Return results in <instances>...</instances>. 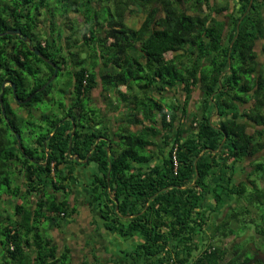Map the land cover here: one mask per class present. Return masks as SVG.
<instances>
[{"label":"trees","instance_id":"trees-1","mask_svg":"<svg viewBox=\"0 0 264 264\" xmlns=\"http://www.w3.org/2000/svg\"><path fill=\"white\" fill-rule=\"evenodd\" d=\"M8 29L30 38L58 71L69 67L68 106L50 95L51 82L37 90L53 67ZM259 46L264 54V0H0V187L29 204L16 203L18 218L0 230V264L71 263L70 249L58 253L42 221L68 211L74 155L95 164L93 192L98 183L111 202L102 213L107 228L142 238L133 250L142 264H264V162L241 165L264 148ZM97 84L112 92L108 105L123 109L115 140L99 127L106 113L88 103ZM192 99L198 108H187ZM50 101L59 114L42 108ZM185 117L187 131L175 124ZM159 134L168 139L157 161ZM14 174L24 187L10 186ZM58 189L62 198L49 200Z\"/></svg>","mask_w":264,"mask_h":264},{"label":"crops","instance_id":"crops-1","mask_svg":"<svg viewBox=\"0 0 264 264\" xmlns=\"http://www.w3.org/2000/svg\"><path fill=\"white\" fill-rule=\"evenodd\" d=\"M105 94L109 97H113V94L110 91L102 93L101 85L97 84L89 92L88 103L93 107L102 109L104 112H101L100 115L102 113H106V115L102 117L100 126H98L108 131L109 139L115 140L117 138L115 136V129L119 125L120 121H123L124 116H120L123 109L120 108V106L118 108H112L108 105V96ZM180 97H183V94L182 96L179 94V99ZM46 99H48V97H46ZM109 107L111 108L109 109ZM192 107L193 106H191L190 101L188 109H191ZM179 120L182 121V126L187 131L186 126L188 125V118H178V121L175 122V124H178ZM153 124H155V127H159L158 117ZM168 130L175 134L174 128H170ZM159 136L160 134L156 136L155 140L157 143L154 147H152L155 152L154 154L157 157L154 158V160L157 159V161L161 159L157 150L160 151L164 144L163 142L168 139L163 136L159 138ZM114 148H116V146H114ZM78 161V163L74 164L73 170L75 180L72 186L69 187L67 194V200L69 203L67 210L69 211L70 217L68 218L70 219L66 218L68 220L63 221V218L66 215L61 212L60 218H58L57 221L56 219L47 220V233H43L47 234L46 237L50 238L51 244L57 245L58 253L65 247L70 249L72 264H83L86 261L93 263V254L96 258H99V264H142V258H133V256L128 254L125 250L128 245L142 242V238L138 234L126 237L121 236L120 234L107 228L109 220L105 218L102 213L111 208V202L107 201L106 196L104 195L105 190L99 186L98 183L97 188L93 192L94 182H92V180L95 164H85V161L80 158ZM249 161L251 160H248V162ZM90 166H92L91 172H89V175H85L82 170H87ZM89 176L90 179H87ZM17 182L22 186L24 184L23 180H21V177L19 176L17 178ZM65 183L66 182L63 184L65 185ZM67 189L68 188L66 186V190ZM50 192L55 195L56 199L62 198L63 196V191L61 189L55 191L51 190ZM34 196L30 197L32 205L34 204ZM9 214L11 217V212Z\"/></svg>","mask_w":264,"mask_h":264},{"label":"rangeland","instance_id":"rangeland-1","mask_svg":"<svg viewBox=\"0 0 264 264\" xmlns=\"http://www.w3.org/2000/svg\"><path fill=\"white\" fill-rule=\"evenodd\" d=\"M143 16V14L142 13H139L138 15H130L129 17H128V19L130 20V21H134V22H137L138 20H140V18ZM79 19H80V17H79ZM258 48V51H259V54H260V62H262V63H264V57H263V55L264 54H262V50L260 49V46L259 47H257ZM38 65H40V67L42 68V70L43 71H45V73L47 72V73H49L50 72V70H49V67L45 64V63H43V62H41V61H37L36 62ZM69 68V67H68ZM68 68H63L62 70H60V71H58V73L56 74V76H54L50 81H51V85H52V88H51V91H50V95L52 96H54L53 98H55L56 99V101H60V100H62V101H64L65 99H64V97L62 96V93L60 92V85H63V86H67V84L70 82V80H71V75L68 73ZM53 73V72H52ZM52 73L50 74V76L49 77H51V75H52ZM39 74H35V76H38ZM43 75V74H42ZM48 77V78H49ZM47 78V79H48ZM181 96H182V94H181ZM165 97V102H168L169 104H171V103H173V102H175V100H174V97L172 96V95H169V96H164ZM182 98L183 97H180V101L182 100ZM54 101V100H53ZM53 101H50L49 102V104L47 103V102H45L46 104H45V106H42V108L43 109H46V111L49 113V112H51V113H53V112H55L56 114H59L60 113V110L58 109V107H57V104H55V103H53ZM13 105H15L16 103L15 102H11ZM191 106H194V107H196V108H198V106H199V101L197 100V99H192L191 100ZM188 108V107H187ZM30 127V129H35V127L34 126H29ZM28 127V128H29ZM25 127H21V129L23 130ZM254 160V159H258L257 161H260V162H264V148L263 149H261L260 151H258L257 153H255L252 157H249V158H245V160H243L242 162H241V165H242V167H245V171H249V169H250V166H249V164H248V160ZM76 161V160H75ZM94 164V162H90V165H93ZM92 166H90L87 170H82V171H84V173H85V175H89V172H91V168ZM13 176V175H12ZM11 176V177H12ZM261 176V175H260ZM16 177H17V175H16ZM255 178H257V175H255ZM16 178H15V174H14V176L11 178V185L10 186H13V184L14 183H16L17 184V181L15 180ZM87 179H90V176L87 178ZM110 180H112V177L110 176ZM106 181H107V185H108V183H109V176H108V178L106 177ZM261 181H259V183H260ZM256 185L258 186V188L259 189H261V187H260V185L259 184H257L256 183ZM21 191H23V189L21 190ZM20 191V193H22ZM14 193L15 192H13L12 191V189H11V187L9 188V187H6L5 185H2L1 187H0V219H2V218H4V220L3 221H1V223H0V230H3V226H4V224H6V222H10L11 221V219H17L18 218V216L17 215H15L14 213H13V210H14V206H15V204L16 203H20V204H22L23 205V207L25 208V209H27L28 207H29V204H28V197L27 196H25V195H22V194H15L14 195ZM107 193V192H106ZM28 196H29V194H28ZM46 196H48V199L50 200V199H52L53 198V194L51 193V192H49V193H46ZM108 196L109 197H111L110 196V194H109V192H108ZM29 202H30V200H29ZM104 209V208H103ZM225 209H229V207H225ZM114 210H115V212H117V209H116V204H115V206H114ZM11 212V217H10V213ZM55 215V214H54ZM65 217L63 218V221H66V220H68V219H70V218H68V217H70L69 216V211H66L65 212ZM66 218H68V219H66ZM214 218H216V219H218V216H215ZM58 220V218H56V221ZM260 221V219L259 218H257L256 220H255V223H257V222H259ZM43 223H42V227L45 229V228H47V220H45V221H42ZM235 225V224H234ZM212 226H214V222H211L210 224H208V225H205L204 226V230H206V240L208 239L207 237H209V234H210V231H211V228H212ZM247 232H244L242 235H243V237H244V235L246 234ZM0 238H2V239H4V237H0ZM233 237H228V238H226V239H224V241L228 244V242L232 239ZM133 245V246H132ZM132 245H128V247L127 248H125V250H126V252H128V254H131L132 256H133V258H134V249H135V244L133 243ZM2 246H0V248H1ZM0 251L2 252V248L0 249ZM93 258H94V261H93V263H89V262H84L83 264H99V262H100V260H99V258H96L95 256H94V254H93V256H92ZM92 258V259H93ZM132 258V257H131ZM68 260H71V258L69 257L68 258ZM70 264H72V262L70 263Z\"/></svg>","mask_w":264,"mask_h":264},{"label":"water","instance_id":"water-1","mask_svg":"<svg viewBox=\"0 0 264 264\" xmlns=\"http://www.w3.org/2000/svg\"><path fill=\"white\" fill-rule=\"evenodd\" d=\"M237 31H238V24H237ZM8 33L10 34H17V35H21V31L19 29H8L7 30ZM22 39L26 42H28V47L30 50H32L36 55L40 56L43 60H45L46 62H48L50 65H52L53 67V73L51 75V77H49L45 83H43L37 90H42L49 82L50 80L56 75V71H57V67L56 65L49 59H47L46 57L43 56V54L40 52V50L36 47H33L30 43V38H28L27 36H22ZM228 63H230L229 59H228ZM5 82L6 81H3L2 84H1V89L3 90L4 86H5ZM10 85L12 86V89H13V93H15V84L14 83H10ZM14 97L16 98V96L14 95ZM30 98V96L26 97L24 99V101L28 100ZM0 105H1V108H3V105H2V99H1V95H0ZM71 122H72V131H71V134L74 132V129H75V123L73 121V118L71 117L70 118ZM16 137H17V142H18V145L21 146V141H20V135L18 134V132L15 133ZM225 137V136H224ZM96 141H98V139H96ZM70 145H71V138H69V145H68V152L70 151ZM108 146H106V150H108ZM75 159V160H78V156H70V159ZM46 159H47V156H46ZM87 160V157L84 158L83 161H86ZM108 174H109V171H108ZM117 208V206H116Z\"/></svg>","mask_w":264,"mask_h":264},{"label":"flooded vegetation","instance_id":"flooded-vegetation-1","mask_svg":"<svg viewBox=\"0 0 264 264\" xmlns=\"http://www.w3.org/2000/svg\"><path fill=\"white\" fill-rule=\"evenodd\" d=\"M57 73H58V68H57L56 74H57ZM55 76H56V75H55ZM5 84H9L8 81L5 82ZM60 88H61L62 90L66 89V92H63V91L61 92V93H62V96H63L64 98H66V99H65V100H66V103H67V102H71V94H72V91L74 90V89H73V86L71 85V83H68L67 86L60 85ZM11 102H14V101H11ZM15 102H16V101H15ZM18 102H19V101H18ZM18 102H16V104H17ZM65 108H66V107H65ZM61 113H62V112H61ZM71 115H72V114H71ZM71 115L67 113V116L64 115V118L69 119V117H71Z\"/></svg>","mask_w":264,"mask_h":264},{"label":"clouds","instance_id":"clouds-1","mask_svg":"<svg viewBox=\"0 0 264 264\" xmlns=\"http://www.w3.org/2000/svg\"><path fill=\"white\" fill-rule=\"evenodd\" d=\"M51 82V81H50ZM61 89V88H60ZM62 90V89H61ZM61 90H60V92H61ZM64 99H66V98H64ZM64 102L66 103V100H64ZM70 104V102H67L66 103V105L68 106ZM72 117V116H71ZM71 117H69V119L71 118ZM64 119V118H63ZM71 121V120H70ZM72 123V122H71ZM98 140H99V137L97 138ZM97 142V141H96ZM107 143H109V141L107 142ZM106 146H108V145H106ZM94 147V145L92 146V148ZM109 147V146H108ZM108 150H109V148H108ZM107 150V151H108ZM74 156H77V155H74ZM74 159V158H73ZM75 160V159H74ZM78 160H79V157H78ZM78 160H76V161H78ZM84 160V159H83ZM117 208H118V206H117ZM116 208V209H117ZM218 220V219H217Z\"/></svg>","mask_w":264,"mask_h":264}]
</instances>
